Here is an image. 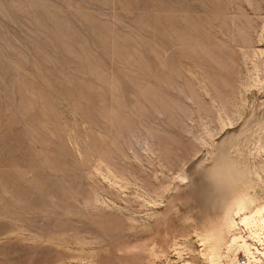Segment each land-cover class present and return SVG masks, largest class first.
<instances>
[{
  "label": "rangeland",
  "instance_id": "374dc122",
  "mask_svg": "<svg viewBox=\"0 0 264 264\" xmlns=\"http://www.w3.org/2000/svg\"><path fill=\"white\" fill-rule=\"evenodd\" d=\"M254 165L264 0H0V264H208Z\"/></svg>",
  "mask_w": 264,
  "mask_h": 264
},
{
  "label": "bare ground",
  "instance_id": "6f19581e",
  "mask_svg": "<svg viewBox=\"0 0 264 264\" xmlns=\"http://www.w3.org/2000/svg\"><path fill=\"white\" fill-rule=\"evenodd\" d=\"M259 166H252V173L259 176L261 172L264 177V168ZM262 177L255 186L251 187V190L249 189L250 192L245 191L233 197V202L227 206V211L224 210L226 213H223L220 223L200 237L204 247L201 258L204 257L208 264H264V201H262L264 180Z\"/></svg>",
  "mask_w": 264,
  "mask_h": 264
}]
</instances>
